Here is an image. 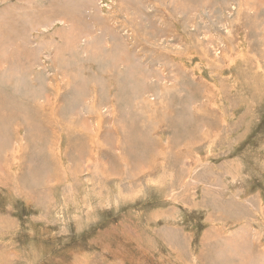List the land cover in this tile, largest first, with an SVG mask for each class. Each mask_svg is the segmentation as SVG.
Instances as JSON below:
<instances>
[{
  "label": "rangeland",
  "instance_id": "1",
  "mask_svg": "<svg viewBox=\"0 0 264 264\" xmlns=\"http://www.w3.org/2000/svg\"><path fill=\"white\" fill-rule=\"evenodd\" d=\"M260 254L264 0H0V264Z\"/></svg>",
  "mask_w": 264,
  "mask_h": 264
},
{
  "label": "bare ground",
  "instance_id": "2",
  "mask_svg": "<svg viewBox=\"0 0 264 264\" xmlns=\"http://www.w3.org/2000/svg\"><path fill=\"white\" fill-rule=\"evenodd\" d=\"M63 3H64V2H63ZM65 3H66V2H65ZM68 4H69V2H68ZM64 5H65V4H64ZM66 5H67V4H66ZM85 5H86V4H85ZM69 6H70V5H69ZM79 6H80V5H79ZM226 244H227V246H229V247L232 246V248H233V246H234L233 244H230V243H227V242H226ZM238 246H239L240 249H246V248H248V245H247V244L244 245V246L241 245V244H238ZM239 257H240V256H239ZM246 258H247V257H246ZM261 258L264 259V255L260 254L259 259H261ZM247 259H248V258H247ZM263 259H262V261H264Z\"/></svg>",
  "mask_w": 264,
  "mask_h": 264
}]
</instances>
